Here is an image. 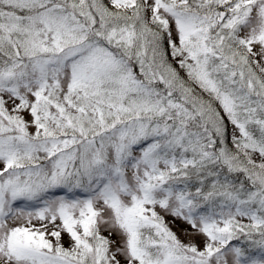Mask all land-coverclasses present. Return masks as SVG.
I'll return each mask as SVG.
<instances>
[{"label": "snow or ice", "instance_id": "6c2138e0", "mask_svg": "<svg viewBox=\"0 0 264 264\" xmlns=\"http://www.w3.org/2000/svg\"><path fill=\"white\" fill-rule=\"evenodd\" d=\"M0 264H264V0H0Z\"/></svg>", "mask_w": 264, "mask_h": 264}]
</instances>
